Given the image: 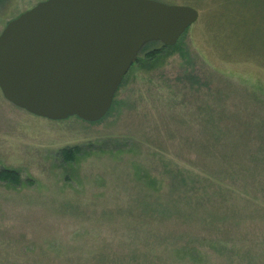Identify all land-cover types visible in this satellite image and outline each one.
<instances>
[{
	"label": "rangeland",
	"instance_id": "1",
	"mask_svg": "<svg viewBox=\"0 0 264 264\" xmlns=\"http://www.w3.org/2000/svg\"><path fill=\"white\" fill-rule=\"evenodd\" d=\"M41 1L4 0L0 33ZM156 1L198 17L100 120L0 90V264H264V0Z\"/></svg>",
	"mask_w": 264,
	"mask_h": 264
},
{
	"label": "water",
	"instance_id": "2",
	"mask_svg": "<svg viewBox=\"0 0 264 264\" xmlns=\"http://www.w3.org/2000/svg\"><path fill=\"white\" fill-rule=\"evenodd\" d=\"M197 17L156 0L41 1L0 33L1 93L38 117L96 122L141 48L175 45Z\"/></svg>",
	"mask_w": 264,
	"mask_h": 264
},
{
	"label": "trees",
	"instance_id": "3",
	"mask_svg": "<svg viewBox=\"0 0 264 264\" xmlns=\"http://www.w3.org/2000/svg\"><path fill=\"white\" fill-rule=\"evenodd\" d=\"M3 1L4 0H0V5L2 4ZM170 48H173V47L164 46L159 42H149L141 48L134 64L141 63L143 60H145V61L150 62L149 64L151 65H153L154 63L156 65L158 62V59L162 56V54ZM60 153L64 160L71 162L74 160V155L76 154V148L63 149L61 150ZM0 180L9 181L11 183H17L18 176H17V173L13 170H3V171H0ZM196 184L197 183L193 181L192 187H191L192 192L196 191Z\"/></svg>",
	"mask_w": 264,
	"mask_h": 264
}]
</instances>
